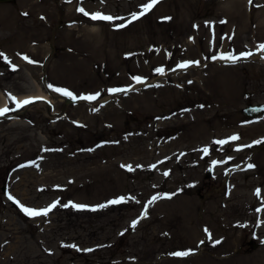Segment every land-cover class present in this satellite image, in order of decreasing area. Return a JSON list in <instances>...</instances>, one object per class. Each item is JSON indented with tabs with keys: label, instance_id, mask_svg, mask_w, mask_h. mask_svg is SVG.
Returning <instances> with one entry per match:
<instances>
[{
	"label": "rangeland",
	"instance_id": "1",
	"mask_svg": "<svg viewBox=\"0 0 264 264\" xmlns=\"http://www.w3.org/2000/svg\"><path fill=\"white\" fill-rule=\"evenodd\" d=\"M147 3L0 2V264H264V0Z\"/></svg>",
	"mask_w": 264,
	"mask_h": 264
},
{
	"label": "snow or ice",
	"instance_id": "2",
	"mask_svg": "<svg viewBox=\"0 0 264 264\" xmlns=\"http://www.w3.org/2000/svg\"><path fill=\"white\" fill-rule=\"evenodd\" d=\"M68 2H71V0H68ZM159 2V0H149V3L147 4H144L141 6V11L139 12V14L137 13H133L132 14V20H135V19H138L140 16H143L145 15L147 12H149L157 3ZM252 0H249V3H251ZM77 11L78 12H81L83 13L84 15L86 16H89L92 20H107V21H113L115 19H123L122 17H112V16H109V15H103L101 13H88L85 9H83L82 7L81 8H77ZM23 15H27V13H23ZM131 21H129L130 23ZM221 23H224V21H221ZM126 25L125 24H120V25H117V27H125ZM258 49L260 51H264V44H261L258 46ZM252 55V53H240L239 55H233L231 53L229 54H221L219 56H213L212 59H222V60H226V61H230V62H237L239 61L240 59L242 58H247V56H250ZM0 57L4 58L5 61H7V57L5 56V54L3 53H0ZM23 59L27 60L29 63H34V61H31L27 56H24L22 57ZM190 63H198V62H184V63H181V64H178L177 67L178 68H187ZM13 69L15 70V66H13ZM156 72L158 73H163L164 69L163 68H157L155 70ZM133 80L136 81V83H142L143 82V79L140 77V76H134L132 78ZM47 87L55 92H58L66 97H69L71 98L74 102L76 100H86V101H95L97 100V98L99 97L100 93H95V94H81L79 96L75 95L74 93H72L71 91H69L68 89L66 88H61V87H57V86H54V85H47ZM110 93H115V92H119V91H127V89H118V88H112V89H109L108 90ZM9 99L13 102H15L16 104V108H20V107H23V106H26L28 104H31L34 102L35 99H42L40 97H37V98H28V99H25L23 101H17L15 97H11L9 95ZM10 110H14V109H9L7 107L5 108H0V115H5L8 111ZM262 111H264V109H261ZM240 139V137L238 135H233L231 137L228 138V140H219V141H215V143L217 144H220V145H224L226 143H229L230 141H236ZM253 143H264V141H254ZM244 147H251V145H242V146H238L237 151H240L242 150ZM202 151L204 152L205 155L208 154V148L205 147L204 149H202ZM229 160L231 159V157L228 158ZM226 162V161H224ZM217 163H222V162H218V161H212V164L213 166H215ZM121 167H128L129 170H132L131 169V166H125V165H122ZM152 167H155V166H152ZM248 167L249 168H252L254 167V165L252 164H248ZM165 176L168 175L167 172L164 173ZM256 195L259 196L260 195V190L257 189L256 190ZM8 199L10 200H14V198L12 196H8ZM134 199V198H133ZM156 199H158L157 196H153L149 201H148V204H151L153 203ZM126 201V198L125 197H119V198H116V199H113V200H110L108 201L107 203L108 204H119L121 202H125ZM16 203H19L18 201H14ZM57 203L58 202H53V204L49 205L48 207L44 208V209H40V210H36V209H32V208H28V207H24L23 205H20V207L22 208V210L25 212V214L29 215V216H47L48 213L57 206ZM69 204L74 207V208H83L85 207L84 205H78V204H72L71 202H69ZM69 204H65L63 205L64 207H68ZM106 205H100L99 207H105ZM148 205H145V209L147 208ZM261 209H257V211L259 212ZM146 215V211L144 213L141 214V218H143L144 216ZM138 223V220H133L132 221V224H131V227H135L136 224ZM205 233L208 235V238L210 239L211 238V235L210 233H208V229H205ZM201 243H203V241H201ZM216 244H219L220 241L217 240L215 241ZM69 247H75V245H69ZM79 250V249H77ZM85 251H91V249H85ZM191 250L189 251H184V252H175L173 253V255L175 256H186L189 254Z\"/></svg>",
	"mask_w": 264,
	"mask_h": 264
},
{
	"label": "water",
	"instance_id": "3",
	"mask_svg": "<svg viewBox=\"0 0 264 264\" xmlns=\"http://www.w3.org/2000/svg\"><path fill=\"white\" fill-rule=\"evenodd\" d=\"M0 2H8V0H0ZM65 102L66 103H77L76 100L75 102L69 98V97H64ZM261 109H264V105L263 104H259V105H249V107H246L243 109V113L247 116H256L257 114H260V112L262 111Z\"/></svg>",
	"mask_w": 264,
	"mask_h": 264
},
{
	"label": "bare ground",
	"instance_id": "4",
	"mask_svg": "<svg viewBox=\"0 0 264 264\" xmlns=\"http://www.w3.org/2000/svg\"><path fill=\"white\" fill-rule=\"evenodd\" d=\"M252 54H254V52H251ZM248 57V56H247Z\"/></svg>",
	"mask_w": 264,
	"mask_h": 264
}]
</instances>
